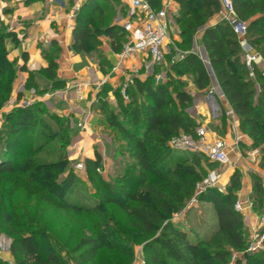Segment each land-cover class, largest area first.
I'll return each instance as SVG.
<instances>
[{"label":"trees","instance_id":"16d2710c","mask_svg":"<svg viewBox=\"0 0 264 264\" xmlns=\"http://www.w3.org/2000/svg\"><path fill=\"white\" fill-rule=\"evenodd\" d=\"M173 1L178 5L175 24L179 40L175 45L184 51L181 59L168 65L163 81L156 82L154 75L144 79L135 77L127 88L128 100L123 99L118 87L114 91L117 105L113 108L100 99L105 120L117 136L115 141H121L132 159L126 162L130 169L124 168L116 180H105L99 174L98 169L103 166L97 153L94 159L84 160L85 177L69 169L67 157L46 163L27 156L23 164H16L9 156L15 137L39 125L44 142L57 140L62 147H68L69 121L50 112L40 101L18 105L4 115L0 129V217L8 228L10 252L17 262L64 264L50 233L34 226V215L26 213L27 217L21 221L20 215L8 208L13 207V196L19 189L56 208L96 217L89 232L75 246L80 264H102L100 256L104 251L130 256L136 243L143 244L146 264H229L233 252L240 254L246 248L243 215L234 209L241 187L238 169L231 174L224 191L209 187L198 196L200 202L211 203L217 218V228L209 235L183 229L172 220L194 195L202 176L194 162L187 163L186 157L174 161L168 141L181 132L192 137L198 135L199 123L187 111L194 95L184 88L178 76H189L199 90L206 91L209 87L206 69L191 45L192 36L200 32L224 98L237 117L239 131L251 139L252 148H259L260 164L264 168V74L258 65L254 66L253 75L249 74L239 39L227 21L220 19L207 25L221 11L219 0ZM148 2L155 10L161 8L160 0ZM232 2L237 18L246 23L247 40L264 61V0ZM72 34L75 52L96 49L100 43L98 35H106L115 52L126 41L121 25L105 23L102 15L97 18L90 13L78 19ZM7 38L17 40L15 33L0 21V110L10 100L17 72L15 61L7 57ZM51 45L53 48L44 50L48 66L42 72L50 78L52 88L60 89L64 83L56 74L59 47ZM20 70L25 71L26 67L23 65ZM155 70L159 71L157 64ZM105 90L103 85L101 97ZM43 144L34 146L33 151H38ZM33 145L31 139L29 147ZM115 156H118L116 148ZM55 170L67 171L60 177ZM76 185L92 195L98 194L96 202L84 205L70 200ZM253 188V207L258 210L263 199L260 177L255 179ZM107 206L112 207V213L107 211ZM114 215L120 218V224L113 220ZM2 228L0 224V231ZM263 259V252H251L238 256L234 264H263ZM114 264L120 263L117 260Z\"/></svg>","mask_w":264,"mask_h":264},{"label":"crops","instance_id":"0c3cea01","mask_svg":"<svg viewBox=\"0 0 264 264\" xmlns=\"http://www.w3.org/2000/svg\"><path fill=\"white\" fill-rule=\"evenodd\" d=\"M129 1L0 0V21L17 37L16 41L7 38L5 45L7 57L10 61H15L17 69L13 93L16 95L21 93V98L25 100L19 104L24 106L40 101L50 112L66 117L71 130L68 157L84 163L86 158L94 159L97 153L104 168L116 158V142L114 132L105 120V112L100 107V99L104 100L108 107L113 108L117 105L114 91L125 81L130 80V84L135 77L144 79L154 75L158 82L165 80L166 73L156 71V64L144 51H136L127 58L120 59L117 56L118 52L112 50L110 39L106 35H98L100 43L96 49L75 52L72 33L78 19L89 13L91 17L97 18L102 15L103 22L109 24L122 25L124 21L133 19ZM169 1L175 9L178 8L175 1ZM101 10L103 13L100 15ZM220 19L221 11L207 25H213ZM200 37L199 32L192 50L198 53L202 60L210 83L207 90L202 91L192 82H188L187 88L193 93L194 98L187 111L199 123L198 133L217 135V126L225 118L226 140L231 143L233 138L240 135L238 149L251 151L249 157H242L235 166L223 167L228 177L235 169L241 173V187L237 191V198L245 205L242 212L243 226L249 235L258 226V211L264 213V176L258 174L262 179L263 189L260 210L253 207L254 188L250 178L252 172L257 174L253 161L255 153L259 158V150L258 148L255 149L257 152L251 150V139L239 131L235 114L231 117L225 115V111L231 107L224 98ZM51 43L59 47L56 55V74L64 83V87L60 89L52 88L50 78L42 72L48 66L44 50L53 48ZM260 63L262 68L263 61ZM23 65L26 67L25 71L20 70ZM103 80L105 82L100 84ZM103 85L106 90L101 97L99 94ZM47 91L53 93L46 97L44 93ZM82 175H85V172ZM249 202L251 206L248 205Z\"/></svg>","mask_w":264,"mask_h":264},{"label":"rangeland","instance_id":"374dc122","mask_svg":"<svg viewBox=\"0 0 264 264\" xmlns=\"http://www.w3.org/2000/svg\"><path fill=\"white\" fill-rule=\"evenodd\" d=\"M165 3H170V1L160 0V5L161 4L163 5ZM167 12L174 23L173 39L176 43V41L179 40V36L177 35L178 27L175 24V15L177 14V9H175L170 3L168 5ZM197 37H198V33L192 36L191 45H193L194 40H197ZM178 50L180 52H178ZM183 54L184 51L180 50L177 46L175 52H173V49H171L170 53H167L163 58V60H161L160 63L157 64V67L159 68V73L164 74V72H166L168 65L181 59ZM173 76L177 77V75L174 74ZM178 77L183 81L182 83L184 84V88L188 89L187 85L188 82H191L190 80L191 78L189 76H184V75ZM7 78L8 76H6L5 73V76L3 78L5 82ZM10 96H11L10 100L6 103V105L2 108V110H0V129L3 126L4 115L9 113L16 106L20 105L19 102L22 103L25 101L23 97L17 99L18 95H16V93H13V91ZM44 117L47 118L46 116ZM224 120L223 122H221L220 125L217 126V130H218L217 135L216 134L210 135V134H206L205 132L203 133L197 132L198 135L192 138H198L201 135H206L208 140H211L214 137L226 140V138L224 137V132L227 129V125H226L227 123ZM49 121L52 127L56 129V126L52 122V120ZM114 136L116 139L117 136L116 135ZM31 139L34 142V145L29 147V143ZM234 140L235 138L231 140L232 141L231 143H233ZM226 141L228 142V140ZM42 143H44L43 144L44 146L42 148H40L38 151H33L34 146L38 147ZM115 147L117 149L118 156H115L116 157L115 160L109 162L108 166H106L105 168L103 167L101 169V172L99 173L103 177V179L108 181L116 180L118 173L122 172L123 169L126 168L127 166L130 169L129 167L130 165L129 164L126 165V162L132 161V159L127 154L123 144H121V141L116 142ZM67 148L68 147H62V143L58 142L57 140H50L48 142H44V138L41 136V127L39 125H36L33 128V130H31V132L23 133L12 140V143L9 148V156H11V159L16 164L19 163L23 164V159L27 156L34 158L36 161L46 162V163L57 162L59 159H65V157H67L69 161V169L74 171L75 175L79 177H83V176L85 177V175H82L84 171L80 172L75 170L74 165L76 164L77 159L74 158L72 159L68 157ZM255 149L256 148H252L251 150H255ZM170 152L172 154V157H174L173 158L174 161L175 159H181L186 157L188 164H192L194 162L196 169L199 171V173L202 176V179L199 181V183L201 187L203 186L202 187L203 189L205 188V190H207L209 188L207 185L210 179L220 182V184L224 185L225 187L228 184L230 177H228L229 176L228 173H224L225 172V170H223L224 165H220L215 161L209 160L202 153L199 152L194 153L193 151L188 149H171ZM240 153L241 156L244 158V157H249L251 151H249L248 149L240 148ZM259 155H260V150H259ZM193 158L194 161L191 160ZM253 162L255 164L254 168L256 169L257 174L252 172L250 174V178H251V182L254 184L255 179L260 177V176L258 177V174L264 176L262 175L264 174V168L260 164V156L258 158L256 153L254 155ZM65 172L64 173L57 172L55 170L56 175L60 177H62L65 174ZM260 180L262 181V179ZM8 187L10 186L8 185ZM198 196L196 197L193 195L184 205V207L180 210V212L176 214V215L179 214V216H177L175 220L174 219L172 220L175 221L177 225H179L183 229H192L193 231L198 232L201 235H209L211 231L217 228V218L214 211L212 210L211 203L200 202L198 200ZM97 198H98V194L92 195L90 191L88 192V190H85L84 187L81 188L80 185H76L75 193L72 195L70 200L76 201L77 203H81L84 205H91L96 202ZM8 208L10 210H12L13 208L14 211L20 215L21 221H23L27 217L26 213H30L34 215L33 216L34 226L44 229L47 234L50 233L53 239V243L57 245V248L60 251V258L62 262L64 264H80L78 260V253L75 251V246L77 245L80 237L85 233L89 232L90 228L92 227L96 219L95 216L91 214L90 215L79 214L71 210H63L60 208H56L48 204L45 200H43L40 197H36L34 195H27L26 192L22 189H19L15 192L13 196V207L10 206ZM111 209H112L111 206H107L108 212L112 213ZM260 209L261 207L258 210ZM258 213H259V218L264 214L262 211L260 212L258 211ZM2 219L3 218L0 217V224L3 227L2 231H0V261L2 262V264H23L17 262L10 252L11 238L8 235L9 232L7 231L8 228L4 227L6 224ZM119 219L120 218L117 215H114L113 220L116 221L118 220L117 224H120ZM246 236H247L246 237V244H247L248 232H246ZM100 257H101L100 259L101 262H103L104 264H114V262H116L117 260L119 261L120 264H146L142 243H136L134 245L130 256L117 254L116 252L113 251L111 252L104 251L102 252ZM263 264H264V259H263Z\"/></svg>","mask_w":264,"mask_h":264},{"label":"built area","instance_id":"2783aa9c","mask_svg":"<svg viewBox=\"0 0 264 264\" xmlns=\"http://www.w3.org/2000/svg\"><path fill=\"white\" fill-rule=\"evenodd\" d=\"M221 5L222 19L227 21L233 32L239 39L240 46L244 55L245 66L249 70V74L253 75V68L255 65L260 67V62L263 61L261 55L252 47L246 38V23L237 18L235 8L232 0H219ZM165 3L158 10L151 7L148 0H130V14L133 19L130 18L123 22L122 29L126 34V41L123 44L121 50L117 53L120 59L127 58L131 53L136 51H144L146 55L155 64L160 63L167 53H170L171 49H176L175 41L173 39L174 23L167 12L168 5ZM178 52H180L178 50ZM264 74V66L261 68ZM101 81L100 84L104 83ZM130 80L125 81L120 86V94L124 100H128L127 88ZM53 93L47 91L44 96L48 97ZM80 99V95L78 96ZM226 116H234L232 109L225 111ZM241 136H237L233 143H228L224 139L212 138L208 140L206 135H201L198 138H192V136L181 133L168 141V146L171 149H188L193 152H199L204 154L209 160L215 161L220 165L235 166L237 161L241 160L239 141ZM233 152V153H232ZM257 152V150H255ZM254 153V152H253ZM232 154V155H231ZM75 170L84 171L83 161H77L74 165ZM98 172H101L98 169ZM208 187H216L219 191H224L225 186L215 180H209ZM203 187V186H202ZM198 182L196 184V190L194 196H198L204 192ZM251 206V203H248ZM234 209L238 212L245 210V205L240 199H236L234 202ZM178 215H174L172 219L175 220ZM251 252H263L264 253V214L259 218L258 226L248 235L246 248L237 254L233 252L229 264H234L235 259L241 254Z\"/></svg>","mask_w":264,"mask_h":264},{"label":"water","instance_id":"95a60500","mask_svg":"<svg viewBox=\"0 0 264 264\" xmlns=\"http://www.w3.org/2000/svg\"><path fill=\"white\" fill-rule=\"evenodd\" d=\"M244 256H247V253H244Z\"/></svg>","mask_w":264,"mask_h":264}]
</instances>
